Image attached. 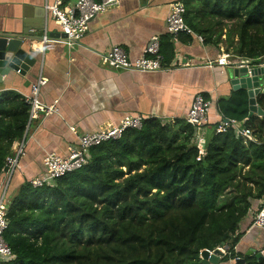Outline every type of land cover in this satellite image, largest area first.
<instances>
[{"label": "trees", "instance_id": "1", "mask_svg": "<svg viewBox=\"0 0 264 264\" xmlns=\"http://www.w3.org/2000/svg\"><path fill=\"white\" fill-rule=\"evenodd\" d=\"M185 20L206 44L231 59L264 64V0H186ZM200 14H199V13ZM213 21L217 25H213ZM233 24L225 40L216 27ZM170 40L164 62L174 58ZM206 100L209 96L203 95ZM264 111V94L257 97ZM30 106L13 92L0 96V187L15 142L25 136ZM223 119L249 129L254 140L221 122L207 126L205 155L192 143L186 119L147 118L118 140L93 147L88 163L34 188L9 194L4 239L15 259L0 264H202L201 252L223 245V260L264 264V254L236 251L245 219L264 200V117L249 118L246 90L218 103Z\"/></svg>", "mask_w": 264, "mask_h": 264}, {"label": "crops", "instance_id": "2", "mask_svg": "<svg viewBox=\"0 0 264 264\" xmlns=\"http://www.w3.org/2000/svg\"><path fill=\"white\" fill-rule=\"evenodd\" d=\"M176 2L184 4V0H120L91 20L81 40L68 45L56 41L64 38L59 36L62 32L54 20L46 19V0H0V33H21L27 21L31 34L35 35L42 24L45 35H53L47 41L25 45L34 60L20 72L0 74V96L13 92L25 98L42 76L47 84L40 100L59 110L30 125L26 156L21 171L12 179L10 197L25 181L43 173L46 153L67 157L68 147L78 144L81 135L118 126L127 118L186 119L194 97L202 94L212 103L209 124L225 121L218 112V103L235 92L228 69L239 66L242 59H230V67L208 68L209 61L215 63L222 55V45L201 42L198 33L182 34L174 40L167 32L166 20ZM154 37L161 45L170 38L174 44L173 61L164 62L165 70L141 73L101 65L100 55L114 47L123 48L131 60L140 59ZM15 147L16 142L12 152ZM249 224V219L241 224L244 235L236 251L252 256L264 250V229Z\"/></svg>", "mask_w": 264, "mask_h": 264}, {"label": "built area", "instance_id": "3", "mask_svg": "<svg viewBox=\"0 0 264 264\" xmlns=\"http://www.w3.org/2000/svg\"><path fill=\"white\" fill-rule=\"evenodd\" d=\"M120 0H46L45 11L46 19L51 17L59 26L62 34L66 36L63 40H56L68 45L72 42H78L89 31V24L96 16L103 14L108 9L117 4ZM186 7L182 2H176L171 5L170 12L166 20L167 32L174 40H177L179 35H196L195 32L188 26L185 21ZM201 42H204L202 36H198ZM44 40L48 37L45 35ZM222 55L214 63L209 61L206 64L208 68H214L218 65L221 67L229 66L231 63V55L225 49L221 50ZM100 63L104 67L123 70L134 71L141 73L158 72L165 70L164 57L161 54V44L157 37L152 38L149 46L144 50L143 56L140 59L131 60L127 52L120 47H114L106 54L100 55ZM240 67H247L249 73L252 69L263 67L264 64L252 65L250 60H241ZM47 84V80L40 76L38 80L31 85V93L25 97L26 103L30 106L29 121L26 127L25 136L22 140L16 142V147L12 154L6 158L5 172L3 169V182L0 187V263L3 261H10L15 259V255L6 243L4 234L8 229L9 222L7 219L9 190L12 179L17 172L21 171V161L26 156L27 149V135L30 125L34 120L41 116L47 117L59 112L56 105L48 106L41 102L40 94L42 88ZM211 101L206 100L202 94L194 97L191 107L188 111L186 121L194 130V138L192 143L196 145L199 150L197 161H201L205 155L206 144V128L209 125V113L211 108ZM143 117L127 118L118 126H106L100 128L97 132L88 133L79 137V142L76 145L68 147V156L61 157L55 153H46L43 159V173L30 179V184L34 188H41L44 186H52L56 179L65 176L71 172L84 167L90 158V151L93 147L110 140H118L123 133L128 129H141L143 125ZM232 126L235 129L238 137H243L246 140H254L249 129L243 128L240 123L235 120L229 122L223 121L217 133L225 132L227 128ZM251 219L254 227L264 229V200L259 203V209L251 213ZM224 255L220 260L227 255V249L218 247ZM216 249V250H217ZM210 255L215 253V250H206ZM262 255L264 252H260ZM202 254V252H201Z\"/></svg>", "mask_w": 264, "mask_h": 264}, {"label": "water", "instance_id": "4", "mask_svg": "<svg viewBox=\"0 0 264 264\" xmlns=\"http://www.w3.org/2000/svg\"><path fill=\"white\" fill-rule=\"evenodd\" d=\"M23 25L24 27L21 33H0L1 76L7 75L10 71L20 72L21 69H26V63H32L34 59L26 51L25 45H29V43L35 40H44L45 29L42 24L36 28L35 35L30 33V27L27 21H24ZM59 36L66 38L64 34H59ZM47 37L51 39L53 35L50 34ZM228 76L234 91L246 90L248 92L250 110L248 119L253 115L264 117V111L257 104V97L260 94H264V68H254L249 73L248 68L245 66H231L228 69ZM225 121L229 122L228 119H225ZM4 171L6 172L7 168ZM222 248L227 249L224 245ZM223 255L224 253L218 249L212 255L205 250L201 254L202 264H217ZM246 256H250V254Z\"/></svg>", "mask_w": 264, "mask_h": 264}, {"label": "rangeland", "instance_id": "5", "mask_svg": "<svg viewBox=\"0 0 264 264\" xmlns=\"http://www.w3.org/2000/svg\"><path fill=\"white\" fill-rule=\"evenodd\" d=\"M186 2V0H184V3ZM199 13V12H198ZM200 14V13H199ZM213 25H217V22H214L213 21ZM233 24L232 23H228V22H225L223 23V26H220V27H216V30L218 31H221L222 32V37H221V40H225L227 35H228V31H230L231 29H233ZM223 46V45H222ZM224 47V46H223ZM225 48V47H224ZM11 188H12V185L10 186V190H9V194L11 193ZM264 252V250H261V252ZM258 253V252H257ZM260 253V252H259ZM255 254V253H254ZM234 260H223L221 259L217 264H234L233 262Z\"/></svg>", "mask_w": 264, "mask_h": 264}]
</instances>
